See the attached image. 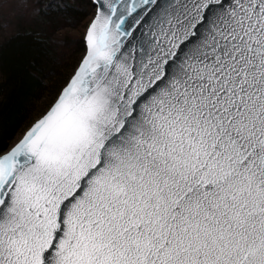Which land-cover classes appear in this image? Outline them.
I'll use <instances>...</instances> for the list:
<instances>
[{
    "label": "snow or ice",
    "instance_id": "snow-or-ice-1",
    "mask_svg": "<svg viewBox=\"0 0 264 264\" xmlns=\"http://www.w3.org/2000/svg\"><path fill=\"white\" fill-rule=\"evenodd\" d=\"M36 2L0 0V36ZM90 4L58 95L0 143V264H264V0Z\"/></svg>",
    "mask_w": 264,
    "mask_h": 264
},
{
    "label": "trees",
    "instance_id": "trees-1",
    "mask_svg": "<svg viewBox=\"0 0 264 264\" xmlns=\"http://www.w3.org/2000/svg\"><path fill=\"white\" fill-rule=\"evenodd\" d=\"M33 8L40 11L0 41V143L9 145L29 122L35 102L79 59L65 64L80 52L81 40L60 39L57 33L78 26L93 12L90 0H37Z\"/></svg>",
    "mask_w": 264,
    "mask_h": 264
},
{
    "label": "rangeland",
    "instance_id": "rangeland-1",
    "mask_svg": "<svg viewBox=\"0 0 264 264\" xmlns=\"http://www.w3.org/2000/svg\"><path fill=\"white\" fill-rule=\"evenodd\" d=\"M32 9H33V5H30L27 11L24 12H14L12 9L9 8L8 5L4 6V10H3V15L5 19H9V18H13L12 19V24L10 27L5 28L3 30L2 36H0V41H3L4 39H6L7 37H9L12 32H14V30L16 28H18V23L20 21H24L25 18L29 19L30 14L32 13ZM15 13V15H13L14 17L16 15L21 16L22 18L20 20H16L14 19V17H10L9 13ZM23 14H26L25 16ZM91 19V15L84 20L83 22H81L78 26L76 27H68V28H64L62 30H60L57 33V37L60 39H64V38H71L74 40H82L83 38V34H84V30L89 22V20ZM27 22V21H26ZM80 52H78V54H74V56L70 59H65L66 63L65 64H71L73 63V60L77 57H79ZM67 57H69L67 55ZM74 58V59H73ZM70 68V67H69ZM68 67L64 68L63 72L61 75L58 76V78L55 80V83L53 82V84L51 85V87H49V90L47 93L44 94V96L42 98H40V100H37L33 106V110L31 112V116L29 119V122L26 124V126H24V128H22L21 131H19V133H17L14 137V139L11 141V144H14L20 137L21 135L27 130L28 127H30L31 124H33L39 117H41L50 107V105L52 104V102L54 101V99L57 96V92L59 91V89L61 87H63L64 83L66 82V77L68 78V76L71 74L72 72V68L69 69Z\"/></svg>",
    "mask_w": 264,
    "mask_h": 264
}]
</instances>
